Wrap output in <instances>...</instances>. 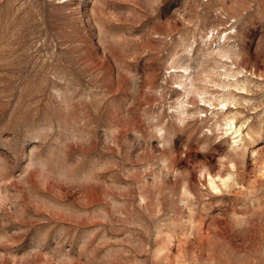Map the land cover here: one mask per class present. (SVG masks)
<instances>
[{
	"label": "rangeland",
	"instance_id": "obj_1",
	"mask_svg": "<svg viewBox=\"0 0 264 264\" xmlns=\"http://www.w3.org/2000/svg\"><path fill=\"white\" fill-rule=\"evenodd\" d=\"M0 264H264V0H0Z\"/></svg>",
	"mask_w": 264,
	"mask_h": 264
}]
</instances>
